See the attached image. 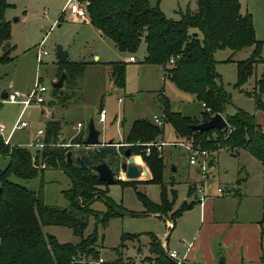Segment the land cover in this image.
Here are the masks:
<instances>
[{"label": "rangeland", "instance_id": "374dc122", "mask_svg": "<svg viewBox=\"0 0 264 264\" xmlns=\"http://www.w3.org/2000/svg\"><path fill=\"white\" fill-rule=\"evenodd\" d=\"M0 1L8 4L5 9V18L12 24V36L9 42L14 46L11 52L13 59L8 63L0 64V99L5 89L30 93L38 82L47 87L44 95L45 102L38 107L26 109L23 116H21L22 105L0 104V125L11 127L19 119L31 125L28 130L17 132L13 141L21 136L24 137L25 132L30 128H45L46 117L51 116V112L54 111V119L61 122L58 145H64L61 142L71 143L77 137L86 139L89 123L93 120L96 128L101 131L100 141L104 143L113 140L116 143H108V145H115L119 152L121 146L138 145L128 143L126 140L133 122L146 119L153 123L155 115H162V97L166 95L171 101L173 111L197 119L202 118L204 108L193 94L178 89L165 76V67L163 70L159 65L145 63L146 43L144 40L136 53H121L116 49L114 42L110 38L101 36L99 30L89 23L90 21L82 22L73 19L71 15L63 14L65 6H71L73 2L78 3L76 0H72L73 2L68 5L70 0ZM149 1L153 6L159 5L167 17L176 20L181 17L180 10L185 11L188 7L191 10L197 9L196 0ZM240 1L242 11H249L253 15L256 38L263 41L262 55L264 56V0ZM70 12L71 8L68 7L67 13L70 14ZM41 44L48 53L43 55L39 61L37 55ZM59 45L68 52L69 62L84 61L88 64L81 79L69 81L66 78L63 88L55 91L53 83L57 82L65 71V64L61 63L57 56ZM252 50V47L239 51L218 50L215 53L216 70L232 97V103L228 105L224 116L235 114L238 109H242L256 114L264 130V110L258 109L255 98L248 94V91L254 90L256 81L261 77L264 63L257 65L253 76L241 88L235 86L238 78L237 61L247 59ZM131 55L135 56L138 61L127 62ZM229 58H232V61H227ZM120 60L128 63L126 86L123 89L116 87L111 81L107 67L108 62ZM166 67H170V64ZM163 89L166 95L161 94ZM262 100L264 103V96ZM102 106L107 110V120L104 122L99 121ZM42 110L45 112L42 113ZM80 122L83 127L78 129L77 125ZM162 126L164 133L160 140L167 143L184 144V146L167 144L161 152L165 162L164 185L167 187V197L170 200L173 198L172 188L177 191L173 211L168 212L166 215L168 218H165L160 213L148 210L141 194L159 205L164 197L163 186L159 183L144 182L149 180L150 173L145 178L127 179L122 165L127 162L128 158L119 153L120 155L115 158L118 180L128 182V185H122L117 181L116 184L108 186V195L112 198L117 212L122 213L110 217L105 226L99 222L102 215L91 216L84 231V237H87L95 232L96 227L98 228L100 257L108 262L122 258L123 264H151V261L147 259L152 256L150 252L151 235L156 236L160 241L165 239L167 241L169 237L175 238L177 230L172 231L168 228L169 218H172L173 212L179 209L184 201L194 198L189 191L195 183L197 185L203 183L206 191L208 190L206 183L210 176L212 186L209 192L214 193L218 187L231 189L232 193L226 195L229 200H239L240 196L243 198L239 211L242 217L256 220L264 217V166L252 153L245 149L238 150V153H232L226 148L217 152L206 150L209 155L210 172L203 179L199 171L197 172L198 168L189 162L185 147L190 143L183 140L177 141L175 130L170 123ZM42 140L44 141V137ZM44 143L47 146L45 141ZM94 147L96 146H74L72 148L74 159ZM42 148H31L34 161L37 162L36 153ZM134 156L140 157L141 160L137 158L139 166L148 167L141 155ZM38 160L39 163H37L40 166L46 165L42 160ZM8 163V155L0 156V170L4 169ZM11 179L32 191L37 193L41 191L46 205L60 208L70 207L65 191L73 186V181L67 171L49 167L34 179L25 180L15 176ZM101 188L105 189L106 186L102 185ZM198 196L201 197L202 193H198ZM232 206L236 207L238 204L233 203ZM91 207L100 214L108 211V205L103 197L97 198ZM195 212H198L196 208L187 213V216H194ZM43 231L45 234L56 236L61 243H78L81 239L67 226L47 225L43 226ZM165 232H167L166 235H164ZM83 257L80 260L95 261L87 255Z\"/></svg>", "mask_w": 264, "mask_h": 264}, {"label": "trees", "instance_id": "16d2710c", "mask_svg": "<svg viewBox=\"0 0 264 264\" xmlns=\"http://www.w3.org/2000/svg\"><path fill=\"white\" fill-rule=\"evenodd\" d=\"M76 1L86 8L90 22L102 35L110 38L120 51L136 53L144 40L148 54L145 63L165 67V76L178 89L195 95L204 105L203 116L197 119L173 111L170 99L162 97L164 124L170 123L173 126L177 141L183 140L193 147L214 152L226 148L232 153H238V150L245 149L264 166V130L256 114L238 109L235 114L224 116L228 123L224 130L201 132L193 127L215 114L224 115L232 103V97L216 70L215 53L218 50L253 48L247 59L237 61L238 78L235 86L238 88L248 82L259 63H264L263 41L256 38L253 15L249 11H242L240 0H196L197 9L191 10L188 7L185 11L180 10L181 17L177 20L167 17L159 5L153 6L149 0ZM7 7L5 1H0V64L13 59L11 52L14 46L9 42L12 24L5 18ZM192 29L196 31L192 32ZM172 58H176L175 63L167 68ZM227 61H232V58ZM60 62L65 64L64 70L69 81L81 79L88 64L84 61L69 62L67 59ZM127 65V62L121 60L107 63L111 81L118 88L126 86ZM248 94L255 98L256 107L264 110V71L256 81L254 90L248 91ZM60 133L61 122L49 120L44 135L47 146L36 153L37 162L38 159L42 160L46 164L44 167L33 160L31 149L6 144L0 136V156H9L8 165L0 170V185L3 188L0 196V264H73L83 259V255L98 260V228L93 234L84 237L89 218L102 215L99 222L105 226L110 217L122 213H118L113 206V200L108 195L109 185L100 181L94 170L76 162H68V151L72 150L74 144L85 146L84 138H75L69 146L58 145ZM163 133V126L146 119L136 120L126 140L138 145L121 146L118 152L115 145H108L109 141L81 155L89 156L93 164L108 162L114 168L117 163L115 158L120 154L125 155L127 149L132 155H141L151 172V178L144 182L159 183L164 188L161 204L153 203L143 194L142 200L149 211L168 218L166 215L173 211L177 191L172 188L173 198L170 200L167 197L162 153L155 146H151L150 154L146 151V144L160 140ZM49 167L67 171L72 177L73 186L65 191L70 201L69 208L46 205L41 191L37 193L11 179L13 176L25 180L34 179ZM118 183L128 185L123 180H118ZM102 185L106 188H101ZM193 188L189 194H192ZM102 197L108 205V211L104 214L91 207L97 198ZM196 203L184 201L169 220L175 224L177 218ZM47 225L67 226L81 239L78 243H61L56 236L45 234L43 226ZM151 238L152 256L147 258L151 264H177L175 259L168 256L163 242L154 235ZM86 263L89 264L90 259ZM110 264H123V259L118 258ZM182 264L188 263L183 261Z\"/></svg>", "mask_w": 264, "mask_h": 264}, {"label": "crops", "instance_id": "0c3cea01", "mask_svg": "<svg viewBox=\"0 0 264 264\" xmlns=\"http://www.w3.org/2000/svg\"><path fill=\"white\" fill-rule=\"evenodd\" d=\"M73 1L70 0V3H67V5ZM89 23L92 24L91 22ZM100 34L105 37L101 32ZM116 49L119 50L117 47ZM127 62L131 61L128 59ZM7 91L9 89H5L2 94ZM163 94L166 95L164 89ZM202 106L204 108L203 104ZM30 107H38V105L35 104L25 108L22 110L21 116ZM44 112L45 110H42V113ZM51 113L52 118L50 119L51 116L46 117L47 122L49 120H56L53 117L54 111ZM13 126L14 124L11 127H5L6 134L11 133ZM29 127H31L30 123L28 127L16 130L12 134L11 142L17 145L33 141L37 130L35 129L36 127L34 129L30 128L29 131L25 132L24 137L21 136L18 140L13 141L17 132L28 130ZM146 168L149 170L148 167ZM149 173L150 176L148 178L150 179V170ZM244 178L246 179L245 176ZM206 185L209 190L212 186L211 176ZM191 188L194 189L192 195H194L195 199L193 198L188 202L197 201V203L195 207L186 211L178 218L175 224L167 219L168 228H171L172 231L177 230V234L173 239L169 237L167 241L166 239L163 240L164 247L168 250H175L178 253V257L188 264H264V217L261 220L242 217L239 213L243 203L242 196H240L239 200H229L226 195L218 193V188L214 193H211L208 190L206 191L205 186V194L201 201V197L198 196L200 192L198 191L197 184L195 183ZM233 203L238 204V206L233 207ZM194 208L198 212H195L194 216H187V213ZM166 234L167 232L164 233V235Z\"/></svg>", "mask_w": 264, "mask_h": 264}, {"label": "built area", "instance_id": "2783aa9c", "mask_svg": "<svg viewBox=\"0 0 264 264\" xmlns=\"http://www.w3.org/2000/svg\"><path fill=\"white\" fill-rule=\"evenodd\" d=\"M68 7L71 8V12L70 14L67 13V9ZM68 7L64 8V13L63 14H67V15H71L70 17H72L75 20H80L82 22H89V15L88 12L86 10V8H84L83 6L79 5L78 3H72L71 6L69 5ZM48 52L47 50L44 48V46L41 44L39 47V52H38V60L40 61L41 57L43 55H46ZM176 58H172L168 64L173 65L175 63ZM129 61L131 62H136L138 61L137 58L133 55H131L129 57ZM47 91V87L44 86L43 84H41L40 82H38L34 88V90L30 93H21L17 90H9L8 91V97L6 99L1 98L0 99V104H3L4 102H10V103H15V104H20L23 106V110L29 106L32 105H40L42 103L45 102V93ZM163 115H155L153 117V122L159 126L164 125V120H163ZM107 118V110L103 107L100 110V116H99V121L104 122L106 121ZM29 123L27 121L21 120L19 119L13 126L11 133L6 134V128L5 126L0 125V136L3 138V140L5 141L6 144H10V145H16L13 144L11 142L12 140V134L19 129L28 127ZM81 127H83V124L80 122L77 125V128L80 129ZM45 135V128H39L36 130V134L35 137L33 139V141L26 143V144H17L18 146L24 147V148H33V147H45L46 144L44 143V141L42 140V138ZM176 145V144H180L183 145L180 142H165L164 140H158L155 142H151L146 144L147 145V154H150L151 151V146H155L159 152H162L164 150L165 145ZM72 145L71 143L68 144H64V146H69ZM74 146H80V144H74ZM186 153L189 157V162L191 165L196 166L198 168L199 173L202 175V178L204 179L205 176L207 175L209 171V155L208 152L202 148H196L193 147L191 144H186ZM139 166V165H138ZM198 191L200 193H202L201 196V201L203 199V196L205 194V186L203 183H199L197 185ZM218 193L221 195H229L231 192V189L228 188H224V187H218ZM167 253L168 256L172 259H175L177 261V264H182L183 260H181L178 257V253L175 250H168L167 249ZM88 264V263H87ZM89 264H110V262L106 261L103 257H100L98 260H95L94 262H90Z\"/></svg>", "mask_w": 264, "mask_h": 264}, {"label": "water", "instance_id": "95a60500", "mask_svg": "<svg viewBox=\"0 0 264 264\" xmlns=\"http://www.w3.org/2000/svg\"><path fill=\"white\" fill-rule=\"evenodd\" d=\"M57 56L59 61H64L68 59V52L63 49L61 45L57 47ZM148 57V54L146 55ZM67 78V72L64 71L59 78V80L53 83V87L55 89H61L64 86V82ZM2 98L6 99L8 97V91L1 95ZM227 120L225 117L218 113L213 115L209 120L200 122L198 124L193 125V127L201 132L208 131L212 129L224 130L227 127ZM101 131L98 130L94 124V121L91 120L88 126V136L84 139L85 146H100L104 144L100 141ZM113 140L109 142L112 144ZM125 156L128 158L127 162L122 165L123 172L125 176L129 180H137L140 179L142 174L148 175L147 168L144 166H138L136 164L135 156L131 154L129 149L126 150ZM68 162L73 163L76 162L82 167H90L94 170L100 181L107 185L116 184L118 181V171L108 162H102L99 164H93L90 157L87 155H79L76 159H74V152L73 150H69L68 154ZM176 170V167H174ZM3 188L0 185V196L2 194ZM73 264H87L85 261L77 260L73 262Z\"/></svg>", "mask_w": 264, "mask_h": 264}, {"label": "bare ground", "instance_id": "6f19581e", "mask_svg": "<svg viewBox=\"0 0 264 264\" xmlns=\"http://www.w3.org/2000/svg\"><path fill=\"white\" fill-rule=\"evenodd\" d=\"M135 160H136V164H137V162H138L137 157H135ZM137 165H138V164H137ZM147 171H148V173H149V170H148V169H147ZM145 176H146V175L142 174V176H141L140 178H145Z\"/></svg>", "mask_w": 264, "mask_h": 264}]
</instances>
